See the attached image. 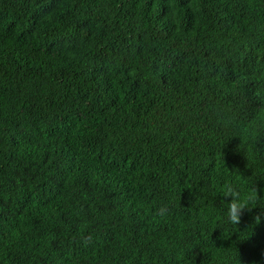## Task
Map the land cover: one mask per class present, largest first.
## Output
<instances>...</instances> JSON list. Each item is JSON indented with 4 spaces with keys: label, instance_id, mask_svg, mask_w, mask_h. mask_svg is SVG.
Returning <instances> with one entry per match:
<instances>
[{
    "label": "trees",
    "instance_id": "obj_1",
    "mask_svg": "<svg viewBox=\"0 0 264 264\" xmlns=\"http://www.w3.org/2000/svg\"><path fill=\"white\" fill-rule=\"evenodd\" d=\"M262 210L264 0H0V264H264Z\"/></svg>",
    "mask_w": 264,
    "mask_h": 264
},
{
    "label": "clouds",
    "instance_id": "obj_2",
    "mask_svg": "<svg viewBox=\"0 0 264 264\" xmlns=\"http://www.w3.org/2000/svg\"><path fill=\"white\" fill-rule=\"evenodd\" d=\"M225 192L224 197L231 198V202L228 203V213L227 218L228 221L232 224L239 225L241 224L242 220V214L245 210H247L249 213L252 212V208L249 207V204L254 203L256 198H259L258 192L261 191L260 189L254 187L252 189L255 196H248L247 198H242V193L235 189L231 184H225L224 185ZM156 214L159 216H165L168 214V209L166 205H161L157 210ZM264 217V210H262L260 213L255 215L253 219L259 223L261 218Z\"/></svg>",
    "mask_w": 264,
    "mask_h": 264
}]
</instances>
